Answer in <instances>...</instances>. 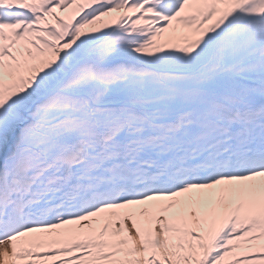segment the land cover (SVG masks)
<instances>
[{"label": "snow or ice", "instance_id": "snow-or-ice-1", "mask_svg": "<svg viewBox=\"0 0 264 264\" xmlns=\"http://www.w3.org/2000/svg\"><path fill=\"white\" fill-rule=\"evenodd\" d=\"M0 264H264V0H0Z\"/></svg>", "mask_w": 264, "mask_h": 264}]
</instances>
